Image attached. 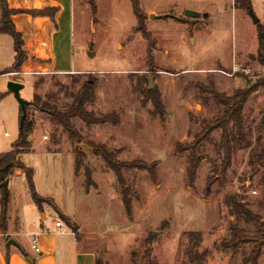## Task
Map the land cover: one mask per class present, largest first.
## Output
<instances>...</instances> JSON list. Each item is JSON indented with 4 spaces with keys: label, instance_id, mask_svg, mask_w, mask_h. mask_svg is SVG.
Returning a JSON list of instances; mask_svg holds the SVG:
<instances>
[{
    "label": "rangeland",
    "instance_id": "rangeland-1",
    "mask_svg": "<svg viewBox=\"0 0 264 264\" xmlns=\"http://www.w3.org/2000/svg\"><path fill=\"white\" fill-rule=\"evenodd\" d=\"M140 1L146 32L139 30L130 0L74 1L75 71L29 77L21 97L31 103L36 94L65 109L72 94L90 82L93 99L86 109L107 122L88 125L76 119L83 141L74 143L42 106L32 103L27 116L34 129L20 159L34 169L39 194L49 198L44 207H56V201L67 208L82 228L83 247L111 264H133V251L141 260L145 242L154 234H158L153 243L156 264H245L254 244L228 249L231 225L238 220L225 198L239 193L264 216V87L246 104V140L238 144L226 173H220L222 154L216 147L221 131L195 152L199 167L193 179L188 145L205 119L222 114L223 108L211 98L212 86L230 96L264 78L258 24L248 10L235 7V0ZM193 8L202 15L188 17L186 11ZM253 10L264 25V0H253ZM151 14L168 16L151 18ZM12 76L26 80L28 75ZM13 97L16 110L4 106L0 115V140L6 130L8 143L18 139L21 130V105ZM100 144L118 152L122 162L159 165L156 181L144 170L123 171L131 214L115 172L97 154L94 146ZM76 148L84 155L79 168ZM22 171L10 176L7 221L12 231L18 229V214L26 219L46 217L44 209L42 214L34 209ZM3 207L0 188V219ZM56 218L61 220L49 213L50 222ZM246 227L250 234H259L258 226ZM200 234L199 245L195 239ZM259 264H264V252Z\"/></svg>",
    "mask_w": 264,
    "mask_h": 264
},
{
    "label": "trees",
    "instance_id": "trees-1",
    "mask_svg": "<svg viewBox=\"0 0 264 264\" xmlns=\"http://www.w3.org/2000/svg\"><path fill=\"white\" fill-rule=\"evenodd\" d=\"M135 14L139 21V30L146 32L145 26V13L141 8L140 0H130ZM94 2V0H91ZM235 7L237 9L250 10L253 8V0H235ZM1 17H0V34L10 35L14 41L15 50V63L8 70L3 73L10 72H21L22 66L27 59V51L25 50L24 35L18 31L14 22L13 16L21 10H15L10 8L8 0H0ZM58 11V8H46L40 11V14L49 15L53 19ZM258 40H259V55L264 57V25L258 24ZM92 83L87 82L82 85L80 91L72 94V100L65 109H60L57 105L51 104L48 101L42 100V98L35 94L34 101L31 104L42 106V109L48 113L52 118L53 122L60 125L74 143H81L83 137L80 131L77 130L74 121L81 119L88 125L92 124H103L106 120L96 118L91 112L86 109L87 104L92 101ZM264 87V78L259 79L257 84L249 85L246 88L238 89L233 95H226L212 86L209 90L211 98L217 103V105L223 108L222 114L214 120H204L202 130L194 136L193 141L188 145L191 156L190 177L193 179L197 173L199 162L195 161V152L203 149L205 142H209L213 139V135L217 131H221V137L219 142L216 144L217 149L222 154L220 173H226L232 166L234 154L238 147V144L246 140V128L244 111L246 104L250 96ZM28 109V106H27ZM23 115L21 108L20 120ZM34 129V123L26 117L18 140L13 144L11 151L0 155V184L3 183L7 178L14 173L17 169H22L26 174L28 185L30 189L33 201L38 205L40 210L44 209L45 203L49 201L48 197H44L39 194L36 189L35 183V171L33 168L26 166L20 159V156L28 150L29 145L27 138ZM94 145V144H93ZM97 154L104 160L107 166L115 172L118 182L121 186V194L124 202V206L128 214L132 213L133 206L132 200L129 199V189L126 187V179L124 177V170L138 169L149 172L153 181L157 180L159 172V165H149L144 161H133V162H122L118 159L119 153L116 151H110L105 145L94 146ZM180 143L177 145V149H180ZM77 157L78 168L83 163L84 155L80 154L79 151L75 150ZM82 155V156H80ZM261 166L264 167V161ZM91 179V177H89ZM51 200V199H50ZM225 202L230 208L231 213L236 216L238 222L231 225V237L228 240V249L238 250L240 247L246 244H254L250 254L245 259V264H259V260L264 252V216L254 212L247 203L245 197L239 193L229 194L225 198ZM54 205V201L51 203ZM63 221H65L76 233L80 230V225L75 223L70 217L63 215ZM244 224L241 225V224ZM256 225L258 226L259 234H250L246 226ZM7 208L3 207L2 217L0 219V231H7ZM158 238V234L149 236L145 242L146 250L141 255L142 259L135 251L132 253L133 264H141L143 260L147 261V264H156L157 259L153 257V243ZM202 234L199 235V239L196 240V244H201ZM9 239V237H8ZM96 264H111L109 260H105L102 256H98Z\"/></svg>",
    "mask_w": 264,
    "mask_h": 264
},
{
    "label": "crops",
    "instance_id": "crops-1",
    "mask_svg": "<svg viewBox=\"0 0 264 264\" xmlns=\"http://www.w3.org/2000/svg\"><path fill=\"white\" fill-rule=\"evenodd\" d=\"M74 1L8 0L10 8L21 10L13 16V19L18 31L24 35L25 50L28 54L22 71L17 74L28 76L25 77L26 80H22L13 78L12 75L16 72L3 73L15 63V50L12 37L0 34V115H2L4 106L16 108L14 94L6 90L10 81L26 83L29 77L36 78L39 75L48 74L66 75L75 71L72 54L75 23ZM55 7L58 11L54 19L49 15L40 14V11L46 8ZM8 137L9 133L4 130L3 139L0 140V155L11 151L13 144L18 140L5 142ZM33 138L35 139V136ZM19 174L23 175L24 172ZM11 181L12 178H10V184ZM55 204L56 207H44L46 217L39 215V218L26 219L18 214L15 220L18 224L16 231L10 230L9 223L6 232L0 231V264H96L98 256L96 252L83 247L85 239L81 236V232L76 233L62 219V216L66 215L78 224L73 214L56 201ZM34 209L42 214V210L36 203ZM50 212L61 216L63 231L56 224L59 218H56L55 222L49 221ZM35 236L40 239V252H36L32 247V240ZM6 237L15 239L21 247L12 245L7 248Z\"/></svg>",
    "mask_w": 264,
    "mask_h": 264
},
{
    "label": "water",
    "instance_id": "water-1",
    "mask_svg": "<svg viewBox=\"0 0 264 264\" xmlns=\"http://www.w3.org/2000/svg\"><path fill=\"white\" fill-rule=\"evenodd\" d=\"M249 13L253 19V22L255 24H259L261 22V19L256 15V13L254 12L253 8H251L249 10ZM186 15L188 17H191V18H198L200 17L202 14L201 12L199 11H196V10H193V9H188L186 11ZM205 17L208 16L207 13H204L203 14ZM168 15L167 14H151V18H164V17H167ZM91 56H94L95 53L94 52H91L90 53ZM25 87V85L21 82H18V81H10L8 83V89L14 93L15 97L18 99L20 105H21V108H22V111H23V115L21 117V129H22V126H23V123L27 117V106L30 105L31 103L24 100L22 97H21V90ZM30 138V137H28ZM0 187L3 189L4 191V207L7 208V205H8V201H9V194H10V178H7L3 183L0 184ZM12 245H16L17 247H21L20 243L18 241H16L15 239L13 238H10L8 241H7V244H6V247L7 248H10Z\"/></svg>",
    "mask_w": 264,
    "mask_h": 264
},
{
    "label": "built area",
    "instance_id": "built-area-1",
    "mask_svg": "<svg viewBox=\"0 0 264 264\" xmlns=\"http://www.w3.org/2000/svg\"><path fill=\"white\" fill-rule=\"evenodd\" d=\"M14 74H17L14 73ZM57 227H59L61 229V231H63V222L61 220L57 221ZM32 247L36 252H40L41 251V247H40V239L38 236H35L32 240Z\"/></svg>",
    "mask_w": 264,
    "mask_h": 264
}]
</instances>
